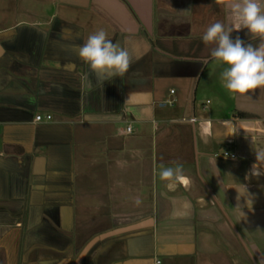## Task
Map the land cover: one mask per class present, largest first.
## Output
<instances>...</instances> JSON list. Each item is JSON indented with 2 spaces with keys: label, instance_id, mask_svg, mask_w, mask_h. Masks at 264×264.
Instances as JSON below:
<instances>
[{
  "label": "crops",
  "instance_id": "0c3cea01",
  "mask_svg": "<svg viewBox=\"0 0 264 264\" xmlns=\"http://www.w3.org/2000/svg\"><path fill=\"white\" fill-rule=\"evenodd\" d=\"M216 21L217 0H0V264H264V87H223ZM101 28L123 77L77 55Z\"/></svg>",
  "mask_w": 264,
  "mask_h": 264
},
{
  "label": "clouds",
  "instance_id": "9594fccd",
  "mask_svg": "<svg viewBox=\"0 0 264 264\" xmlns=\"http://www.w3.org/2000/svg\"><path fill=\"white\" fill-rule=\"evenodd\" d=\"M217 3L234 16L235 27L226 28L222 22L216 21L206 28L201 39L206 45H215L210 57L226 65L220 74L223 87L230 93L239 94L264 87V42L253 46L251 43L245 44L239 36H231L233 30L247 29L252 37L264 41V0H217ZM2 54L3 50L0 49ZM77 55L93 73L99 75L123 77L131 64L127 49L108 39L102 28L90 34L78 46ZM202 63H207V60ZM182 174L180 164L175 167L162 166L160 178L172 180Z\"/></svg>",
  "mask_w": 264,
  "mask_h": 264
},
{
  "label": "built area",
  "instance_id": "2783aa9c",
  "mask_svg": "<svg viewBox=\"0 0 264 264\" xmlns=\"http://www.w3.org/2000/svg\"><path fill=\"white\" fill-rule=\"evenodd\" d=\"M51 117H52V115L51 114H47L46 115V118L47 119H51ZM35 119L37 120V121H39V120H42L43 119V115L42 114H37L36 116H35ZM190 120H194V117H192ZM131 127L130 126H128V129H130ZM231 156H234V154H230Z\"/></svg>",
  "mask_w": 264,
  "mask_h": 264
},
{
  "label": "rangeland",
  "instance_id": "374dc122",
  "mask_svg": "<svg viewBox=\"0 0 264 264\" xmlns=\"http://www.w3.org/2000/svg\"><path fill=\"white\" fill-rule=\"evenodd\" d=\"M87 191H89V193H95V195H96V189H94V188L89 189ZM91 196H93V195H91ZM13 258H15V255H13Z\"/></svg>",
  "mask_w": 264,
  "mask_h": 264
},
{
  "label": "trees",
  "instance_id": "16d2710c",
  "mask_svg": "<svg viewBox=\"0 0 264 264\" xmlns=\"http://www.w3.org/2000/svg\"><path fill=\"white\" fill-rule=\"evenodd\" d=\"M240 114H242V113H240Z\"/></svg>",
  "mask_w": 264,
  "mask_h": 264
}]
</instances>
